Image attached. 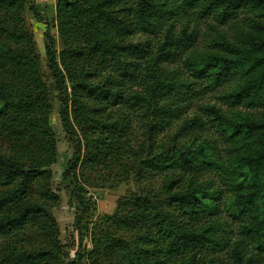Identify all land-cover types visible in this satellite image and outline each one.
I'll use <instances>...</instances> for the list:
<instances>
[{
  "label": "trees",
  "instance_id": "trees-1",
  "mask_svg": "<svg viewBox=\"0 0 264 264\" xmlns=\"http://www.w3.org/2000/svg\"><path fill=\"white\" fill-rule=\"evenodd\" d=\"M56 2L47 19L35 0H0V264H63L58 224L46 208L59 201L50 170L58 156L54 93L64 131L76 139L64 177L111 162L119 180H155L97 224L77 214L91 244L88 264H221V252L229 264H256L264 257V0ZM28 11L45 25L53 86ZM209 19L222 29L204 51L196 39ZM198 88L220 89L230 109L202 107L220 127L226 157L214 146L180 145L178 136L192 123L202 126L200 119L161 139ZM140 119L141 141L134 132ZM210 172L223 174L234 197L228 216L242 239L233 244L220 236L224 204L205 179ZM35 236L41 243L30 247ZM249 242L258 253H248Z\"/></svg>",
  "mask_w": 264,
  "mask_h": 264
},
{
  "label": "rangeland",
  "instance_id": "rangeland-1",
  "mask_svg": "<svg viewBox=\"0 0 264 264\" xmlns=\"http://www.w3.org/2000/svg\"><path fill=\"white\" fill-rule=\"evenodd\" d=\"M35 1L39 4V10L45 18L53 19L55 17L56 0ZM25 16L27 25L35 35L45 80L49 86H53L55 81L47 68L44 41L45 25L42 22H38L29 11L26 12ZM215 22L214 19H209L200 23L199 35L196 39V47L200 50H209L210 47L208 46L212 45L214 40L218 39L222 28H220V24ZM215 27L217 30H215ZM53 32L57 34L56 30ZM150 37L139 36L134 40L142 42L152 40L155 43V38L150 39ZM221 95L222 92L220 89L208 91L203 88H198L195 95H193V99L186 105L182 113L174 120L164 135L161 136V139L165 143L168 142L180 132L186 122H190L193 119H200L203 122L202 126L194 128V124L192 123L190 131L182 132L178 136L180 145L197 147L205 144L214 146L216 148L214 153L217 155L222 154V156L226 157L229 146L226 144L222 145L221 143L223 136L220 127L216 121H212V118L202 111L203 106H214L218 109L222 108L223 110L229 111V107L220 99ZM52 106L53 110L50 122L56 134L58 156L56 162L50 167V170L53 175L52 189L54 194L59 198V201L55 205L48 203V207L46 208L53 214L58 224L59 240L64 248L62 254L63 264H73L74 261H78L80 264H88L85 255L91 249V244L86 235L83 237L80 234L75 224L77 214H82L84 223L90 224V226L97 224L104 216L116 213L119 202L124 196L131 192L140 194L142 190L153 188L155 180L144 183L138 182L134 177L119 180L120 175L116 178L113 177V174L119 173V166L113 167L111 162L108 163L106 170L98 169L92 171L90 167H84L83 165L78 169L77 178L71 179L70 177H64V172L75 159L76 147L74 144L76 142L74 143L72 140L76 139L68 136L64 131L60 116L61 102L56 96V93L52 96ZM241 110L246 111L244 108ZM250 117L258 119L261 115L259 112L251 111ZM144 127L142 119L134 123L135 136L139 141L143 137ZM205 179L216 184V188L220 192V200L224 204L222 211L223 219L220 220V236L229 244L241 240L242 235L239 227L233 224L231 218L228 216V209L234 197L229 191V188L225 186L223 174L210 172L206 174ZM81 200L86 201V207L81 205ZM40 243L41 240L35 236L30 239L29 246L34 247ZM254 248V245L249 242L248 253H258ZM220 262L221 264L230 263L229 259H227V252L220 253ZM255 262L256 264H264V257Z\"/></svg>",
  "mask_w": 264,
  "mask_h": 264
}]
</instances>
